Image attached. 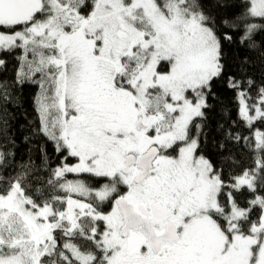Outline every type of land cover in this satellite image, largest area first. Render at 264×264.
<instances>
[{"label":"snow or ice","instance_id":"obj_1","mask_svg":"<svg viewBox=\"0 0 264 264\" xmlns=\"http://www.w3.org/2000/svg\"><path fill=\"white\" fill-rule=\"evenodd\" d=\"M239 7L221 25L243 27V45L264 29L253 22L264 20V0ZM219 27L201 0H0V50H24L18 79L39 74L40 131L67 153L49 197L27 195L19 178L0 192V264H46L57 230L90 242L87 250L64 242L76 264H264V196L248 209L234 196L264 188V158L226 183L223 166L199 152L196 120L223 72V43L233 41ZM229 86L239 82L229 77ZM259 95L264 106V87ZM245 96L243 119H264V107L249 114ZM256 148L264 150V133ZM67 173L86 178L61 183Z\"/></svg>","mask_w":264,"mask_h":264},{"label":"trees","instance_id":"obj_2","mask_svg":"<svg viewBox=\"0 0 264 264\" xmlns=\"http://www.w3.org/2000/svg\"><path fill=\"white\" fill-rule=\"evenodd\" d=\"M205 10L216 18L219 27L218 35L223 36L230 30L221 25L222 19L234 18L241 12L239 0H201ZM225 5L226 7H222ZM253 22L264 23L261 18H255ZM233 36L231 43H223L224 65L220 77L212 81L211 93L207 97L208 107L203 109L205 117L197 118L196 123L203 124V132L199 137V152L218 168L223 166V176L226 183L234 182L231 178L242 175L245 170L257 169V159L264 158V150L256 148V133H264V119H258L251 125L239 114L238 93H246L245 102L252 106L259 99V90L264 87V29L254 31L249 41L241 45L240 31H230ZM254 43L255 48L249 44ZM23 51L20 48L0 51V192L5 191L12 182L20 179L21 186L27 195L41 200L53 194L48 186L52 179V170L61 165L63 156L67 153H58L54 142L47 139L40 131V119L36 110V97L40 92L39 83L33 82L39 78L24 77L18 79V71L21 65ZM245 60L247 63L245 64ZM27 70H25L26 72ZM229 77L239 82L238 87L229 86ZM254 83L249 86L248 80ZM7 94V100L4 94ZM239 135V141L230 139ZM192 134L196 135L195 126ZM247 137V141L243 139ZM223 144L222 149L220 145ZM75 159L69 157L68 164L75 163ZM84 175L65 174L61 181H74L85 179ZM259 180L257 184L259 185ZM41 188L43 197L36 190ZM230 189H225V192ZM54 194L64 196L63 192ZM256 195L264 196V188H257L256 193L250 192L247 187L234 196L240 207L248 209L249 201ZM73 197L78 198L73 194ZM225 198L222 197V200ZM62 207H65L62 206ZM104 211L110 210L106 206ZM260 209L257 206L251 211V218L258 220ZM57 239L56 255L45 257L49 260H59L60 264H76L71 252L63 248L65 241L71 239L82 250L91 248V244L82 238H70L63 236L60 231H55ZM63 250L69 258L62 260L58 253Z\"/></svg>","mask_w":264,"mask_h":264},{"label":"rangeland","instance_id":"obj_3","mask_svg":"<svg viewBox=\"0 0 264 264\" xmlns=\"http://www.w3.org/2000/svg\"><path fill=\"white\" fill-rule=\"evenodd\" d=\"M21 49V48H20ZM3 50H8V49H3ZM1 51V50H0ZM21 51H23V55H22V57L24 56V50L23 49H21ZM29 59H31V54H29V57H28ZM20 62H21V67H20V69H19V73L21 72V70H22V60H20ZM25 70H27V68H26V66L23 68V71H25ZM34 77H36V78H39V74H36ZM33 78V77H32ZM238 105H239V114H240V102H239V97H238ZM257 107H264V106H262V104H261V97H259V99L256 101V103L255 104H253L252 106H250V105H248V109H249V114L250 115H252V116H255L256 115V111H255V109L257 108ZM39 114V113H38ZM256 120H258V119H256ZM256 120H254V121H256ZM253 121V122H254ZM67 174H70V173H67ZM71 174H74V173H71ZM77 175V174H76ZM75 195V194H74ZM76 196V195H75ZM73 199H79V197L78 198H76V197H73ZM65 207H66V205H65ZM73 258V257H72ZM74 259V258H73Z\"/></svg>","mask_w":264,"mask_h":264}]
</instances>
